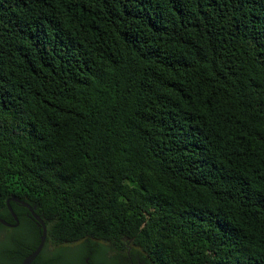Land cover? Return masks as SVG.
<instances>
[{
    "label": "trees",
    "instance_id": "1",
    "mask_svg": "<svg viewBox=\"0 0 264 264\" xmlns=\"http://www.w3.org/2000/svg\"><path fill=\"white\" fill-rule=\"evenodd\" d=\"M11 197L61 264H264V0H0Z\"/></svg>",
    "mask_w": 264,
    "mask_h": 264
},
{
    "label": "flooded vegetation",
    "instance_id": "2",
    "mask_svg": "<svg viewBox=\"0 0 264 264\" xmlns=\"http://www.w3.org/2000/svg\"><path fill=\"white\" fill-rule=\"evenodd\" d=\"M26 215L30 217L31 213L27 212ZM9 222L15 223L14 220ZM18 226L11 227L5 225L8 230H5V236L3 234L0 235V264H22L23 260L27 256L26 250L30 249L29 245H24L23 243L18 242L13 236V230ZM95 241L100 243L99 240ZM69 245L76 248L75 253H77V255H80L81 252L85 254L84 260L87 264H92L91 255L99 254L101 251L97 245H94L91 242H85V240L73 242ZM24 246H26L25 250H23ZM44 248L42 251H44ZM34 250L35 249H32L31 252H33ZM42 251L32 264H61L60 259L57 258V254L50 253V259H47L45 255H42ZM107 256L111 264H148L143 259L140 248H133L132 246L129 247L126 253L117 254L109 253L108 251ZM101 264H106V262L103 261L101 262Z\"/></svg>",
    "mask_w": 264,
    "mask_h": 264
},
{
    "label": "water",
    "instance_id": "3",
    "mask_svg": "<svg viewBox=\"0 0 264 264\" xmlns=\"http://www.w3.org/2000/svg\"><path fill=\"white\" fill-rule=\"evenodd\" d=\"M12 200L21 203L23 206H25L29 209V211L31 213L30 217L35 221L36 225L40 229V242H39L38 246L36 247V249L32 253H30L29 255H27L25 257V259L23 260V263H22V264H32L35 261V259L39 256V254L41 253V251L43 250V248L47 242V237H48L47 224H46V221L41 217V215H39L36 212L34 206H32L30 203H28L24 200H21L19 198H15V197H11L7 200L9 211H10L15 223L9 222L8 220H6L0 216V222L2 224L6 225V226L16 227L20 223L19 217L11 205Z\"/></svg>",
    "mask_w": 264,
    "mask_h": 264
},
{
    "label": "rangeland",
    "instance_id": "4",
    "mask_svg": "<svg viewBox=\"0 0 264 264\" xmlns=\"http://www.w3.org/2000/svg\"><path fill=\"white\" fill-rule=\"evenodd\" d=\"M102 243H104V242H102ZM1 257V256H0Z\"/></svg>",
    "mask_w": 264,
    "mask_h": 264
}]
</instances>
